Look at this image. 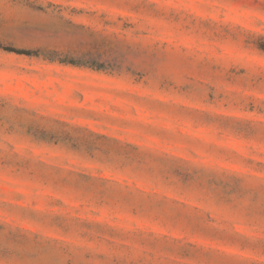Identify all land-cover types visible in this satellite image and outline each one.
Instances as JSON below:
<instances>
[{
  "label": "rangeland",
  "instance_id": "rangeland-1",
  "mask_svg": "<svg viewBox=\"0 0 264 264\" xmlns=\"http://www.w3.org/2000/svg\"><path fill=\"white\" fill-rule=\"evenodd\" d=\"M0 45V264H264V0H0Z\"/></svg>",
  "mask_w": 264,
  "mask_h": 264
},
{
  "label": "trees",
  "instance_id": "trees-1",
  "mask_svg": "<svg viewBox=\"0 0 264 264\" xmlns=\"http://www.w3.org/2000/svg\"><path fill=\"white\" fill-rule=\"evenodd\" d=\"M0 46H2V48H4L5 50L16 52L18 54L32 55L36 53L35 50L27 49V48H18V47H14L10 45H0ZM262 48L264 49V45L262 46ZM70 62H73V61H70ZM96 66L99 67V65H96Z\"/></svg>",
  "mask_w": 264,
  "mask_h": 264
}]
</instances>
